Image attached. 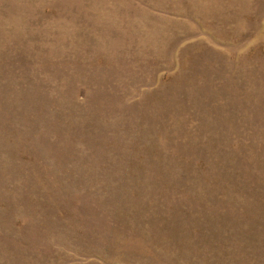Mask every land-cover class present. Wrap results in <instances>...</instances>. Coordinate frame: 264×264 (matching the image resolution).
Returning <instances> with one entry per match:
<instances>
[{
    "label": "rangeland",
    "instance_id": "1",
    "mask_svg": "<svg viewBox=\"0 0 264 264\" xmlns=\"http://www.w3.org/2000/svg\"><path fill=\"white\" fill-rule=\"evenodd\" d=\"M0 264H264V0H0Z\"/></svg>",
    "mask_w": 264,
    "mask_h": 264
}]
</instances>
